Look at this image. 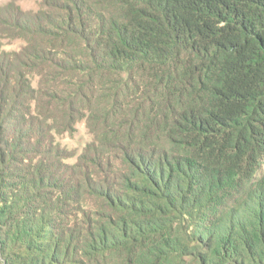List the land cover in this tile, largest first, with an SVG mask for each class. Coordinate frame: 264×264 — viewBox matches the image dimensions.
<instances>
[{
  "label": "trees",
  "instance_id": "obj_1",
  "mask_svg": "<svg viewBox=\"0 0 264 264\" xmlns=\"http://www.w3.org/2000/svg\"><path fill=\"white\" fill-rule=\"evenodd\" d=\"M0 264H264V0L1 7Z\"/></svg>",
  "mask_w": 264,
  "mask_h": 264
},
{
  "label": "rangeland",
  "instance_id": "obj_2",
  "mask_svg": "<svg viewBox=\"0 0 264 264\" xmlns=\"http://www.w3.org/2000/svg\"><path fill=\"white\" fill-rule=\"evenodd\" d=\"M11 0H0V8L7 5ZM18 5L23 10H37L39 5L34 1H21ZM3 49L6 51L19 50L21 46L20 41H3ZM92 135L89 132L86 123L80 121L74 125L72 130L62 136H56V141L61 150L67 153L68 158L65 163L73 165L77 162L78 157L84 152L87 145L92 142Z\"/></svg>",
  "mask_w": 264,
  "mask_h": 264
}]
</instances>
